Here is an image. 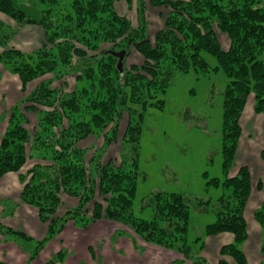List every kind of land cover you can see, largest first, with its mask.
Here are the masks:
<instances>
[{"label": "trees", "instance_id": "obj_1", "mask_svg": "<svg viewBox=\"0 0 264 264\" xmlns=\"http://www.w3.org/2000/svg\"><path fill=\"white\" fill-rule=\"evenodd\" d=\"M62 1L33 0L48 8L36 20L11 0H0V16L11 23L0 20V66L21 84L19 103L3 116L7 129L0 143V181L18 174L20 202L36 209L47 225L38 241L2 223L0 235L30 247L32 261L69 222L86 229L108 220L147 244L179 252L191 264H206L194 255L187 236L191 205L209 206L210 201L159 192L148 203L153 219L133 214L141 127L130 103L162 108V99L149 100L166 93L174 77L191 67L208 74L202 55L207 53L218 64L212 71L221 69L228 79L223 180L208 184L219 187L222 182L231 194L217 200L216 221L206 226L205 236L231 234L234 240L221 248L219 264H228L227 259L248 264L242 248L249 238L245 211L253 177L248 166L232 172L249 101L256 116L264 115V0H139L131 6L137 23L117 9L119 2L130 5L132 0H68L71 11L56 14ZM149 7L162 12L163 25L155 32L147 19ZM20 36L31 40L30 52L12 45ZM132 51L142 62L128 66L125 58L120 69L116 54L130 56ZM91 136L102 138L99 147L83 145ZM126 145L133 151L130 159L124 156ZM109 148H118V158L105 159ZM261 159L264 163V150ZM28 161H33L29 167ZM254 218L264 230V202ZM65 257L61 251L46 264L63 263Z\"/></svg>", "mask_w": 264, "mask_h": 264}, {"label": "rangeland", "instance_id": "obj_2", "mask_svg": "<svg viewBox=\"0 0 264 264\" xmlns=\"http://www.w3.org/2000/svg\"><path fill=\"white\" fill-rule=\"evenodd\" d=\"M11 1L36 20L41 18L42 10L48 9L44 4H33V0ZM69 3L68 0H63L61 7L54 8L57 10L55 13L63 11L66 14L71 11L68 8ZM137 4L139 0H132L130 5L121 1L117 4V9L137 23L133 9ZM161 15V11L149 7L147 19L151 32H155L163 25ZM0 20L11 24L7 17L0 16ZM24 40H27L26 37L22 38V41ZM12 45L15 47L14 42ZM19 47L21 50L31 51L29 43L24 42ZM202 55L209 64L210 72L203 74L191 67L189 72L177 74L166 93L156 94L157 99L149 100L151 103L162 99L164 101L162 108L150 104L130 103L136 110L135 116L138 121L140 120L141 127L133 214L138 219L147 221L153 219V209L148 203L152 195L159 192L183 193L205 202L210 201L209 206L193 203L190 207L187 242L195 253L200 249L202 240L207 237L205 236L206 226L216 221L217 200L231 194L222 182L219 187L208 184L213 179L223 180V94L228 79L223 70L212 71L218 65L213 56L207 53ZM124 60L125 65L128 66L142 62L141 57L134 51L130 56L126 55ZM16 79L19 80L18 77ZM82 84L79 83V88ZM9 88L14 87L9 85ZM6 103L7 99L5 105ZM251 105L254 106L252 100L249 101L247 109ZM5 114L8 113L3 112L1 121H4ZM255 118H258L256 127L255 120L250 122L247 119L244 120L243 136L240 142L245 147L253 143V148L262 152L264 150V115ZM101 142V137L91 136L83 142V145L99 147ZM110 148L105 159L118 158V148L116 151L112 149V152ZM123 152L125 158L133 157V151L129 145L124 147ZM241 153H238V159ZM32 162L28 161V167ZM260 168L258 165L254 166V170L250 168L253 187L256 186V182L258 187L261 178H264ZM232 175L235 174L232 172ZM263 185L261 184L262 189ZM9 203L11 202L6 203L7 209L10 207Z\"/></svg>", "mask_w": 264, "mask_h": 264}, {"label": "crops", "instance_id": "obj_3", "mask_svg": "<svg viewBox=\"0 0 264 264\" xmlns=\"http://www.w3.org/2000/svg\"><path fill=\"white\" fill-rule=\"evenodd\" d=\"M23 37L20 36L15 40L14 44L17 47L22 46L24 42L30 45L31 40L26 37L27 40L22 41ZM9 85H13L14 88H9ZM20 89L21 84L17 81L16 76L7 73L0 66V118L3 112L19 103ZM255 117L257 116L251 105L248 109L246 108L243 114L242 125L246 119L249 122L255 120L256 127L258 118ZM36 122L37 117L35 116L31 125ZM6 129V120H0V143ZM239 152L242 153L237 159V166L233 170V174H236L242 166H248L254 170V166L258 165L264 176L261 151L253 148V143L249 147H245L240 142ZM261 182L264 184V178H261ZM262 187L263 189H259L256 182L245 211L249 238L242 249L248 264H264V256L261 253L264 230L254 218L255 211L264 202V185ZM21 191L22 184L16 173H9L0 181V223L24 231L36 241L41 240L46 235L47 225L39 220L36 209L20 202ZM8 201L11 203L8 204L10 207L7 209ZM233 240V236L227 233L215 237H205L200 249L196 250V253L193 251L196 256L202 257L206 264H219L221 248L231 244ZM61 251L66 253V257L65 261L59 264H191L179 252L147 244L129 228L108 220L95 222L86 229L69 222L64 230L50 241L32 261L30 260V247L19 246L13 241L5 240L0 235V261L7 264H46L53 255ZM226 262L235 264L231 259H227Z\"/></svg>", "mask_w": 264, "mask_h": 264}, {"label": "water", "instance_id": "obj_4", "mask_svg": "<svg viewBox=\"0 0 264 264\" xmlns=\"http://www.w3.org/2000/svg\"><path fill=\"white\" fill-rule=\"evenodd\" d=\"M116 56L119 58L118 66L121 69L122 66H123V60H124V57H125V52L117 53Z\"/></svg>", "mask_w": 264, "mask_h": 264}]
</instances>
